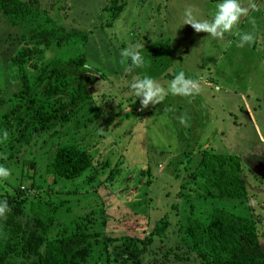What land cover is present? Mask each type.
Masks as SVG:
<instances>
[{
	"label": "rangeland",
	"instance_id": "374dc122",
	"mask_svg": "<svg viewBox=\"0 0 264 264\" xmlns=\"http://www.w3.org/2000/svg\"><path fill=\"white\" fill-rule=\"evenodd\" d=\"M219 2L127 0L107 24L108 0H37L36 6L67 30L88 31L85 62L94 69L85 73L90 101L69 122L52 124L28 143L10 146L0 137V165L11 170L9 179L0 180V198L8 192L21 202L23 212L16 219L23 227L34 228L31 204L42 199L57 205L53 233L88 217L89 227L111 237L108 253L96 264H204L190 250L186 216L206 220L220 205L254 215L264 250V0H254L259 11L249 12L254 25L248 17L241 20L238 30L255 37L244 47L237 46V36L217 40L182 25L186 7L211 20ZM23 32L0 14V111L8 108L6 99L19 86L11 56ZM133 44L145 46L140 50L150 63L126 71L120 51ZM180 71L200 83L201 93L191 102L168 95L141 111L140 98L130 88L134 78L148 75L167 88ZM182 114L190 118V127L179 124ZM87 116L92 120L85 123ZM65 140L85 147L92 164L79 177L53 183L46 163L55 145ZM205 150L240 157L246 198L190 194V172ZM164 218L167 228L155 235L151 229ZM124 239L132 240V250Z\"/></svg>",
	"mask_w": 264,
	"mask_h": 264
},
{
	"label": "trees",
	"instance_id": "16d2710c",
	"mask_svg": "<svg viewBox=\"0 0 264 264\" xmlns=\"http://www.w3.org/2000/svg\"><path fill=\"white\" fill-rule=\"evenodd\" d=\"M108 2L104 8L110 12V24L127 0ZM36 4L37 0H0V14L24 29L23 42L11 56L19 86L7 97L8 108L0 111V137L6 131L10 146L30 142L54 123L66 124L89 103L92 94L84 67L88 31L67 30ZM45 50L51 51L50 56H45ZM91 120L87 116L84 122ZM91 164L85 147L65 140L50 153L46 173L55 183L57 178L81 176ZM189 176V192L199 198L247 197L241 159L236 153L205 150ZM4 200L11 211L0 223V264H96L102 253H108L111 237H102L89 227L90 218L75 219L53 233L58 225L57 205L39 199L31 204L34 228L30 230L16 219L23 212L21 202L14 201L8 192L2 194L0 202ZM256 223L252 214L215 205L206 220L194 213L187 215L184 232L190 250L204 264H264ZM167 226V219H161L151 232L161 235ZM123 243L132 250L131 239ZM103 264L109 263L104 260Z\"/></svg>",
	"mask_w": 264,
	"mask_h": 264
},
{
	"label": "clouds",
	"instance_id": "9594fccd",
	"mask_svg": "<svg viewBox=\"0 0 264 264\" xmlns=\"http://www.w3.org/2000/svg\"><path fill=\"white\" fill-rule=\"evenodd\" d=\"M215 8L212 19L209 20L198 18L193 7H186L182 25H190L196 33H207L208 36L217 40H224L226 36H237L239 37L238 47L255 43V37L252 33L238 30L242 18L245 17H248L254 25V20L249 17L250 11H259L254 0H249L247 7L243 6L240 0H221ZM144 47L142 44H133L121 49L120 64L125 66L126 71H130L132 68H144L147 63H150L145 61L140 50ZM84 67L88 69V73L92 74L94 69L92 66L85 64ZM130 88L134 95L140 98L141 111L149 108L150 105L155 106L163 103L168 95L187 97L190 98L189 102H191V99L199 95L202 90L200 83L187 77L184 71L176 74L168 83L167 88L148 75L143 76V78H134ZM166 110L170 111L171 109L166 108ZM189 119L187 114L177 117L179 124L183 127H190ZM7 136L8 133L5 131L3 138L7 139ZM10 176L11 170L0 165V180H7ZM10 211L7 200L0 202V218H4Z\"/></svg>",
	"mask_w": 264,
	"mask_h": 264
},
{
	"label": "built area",
	"instance_id": "2783aa9c",
	"mask_svg": "<svg viewBox=\"0 0 264 264\" xmlns=\"http://www.w3.org/2000/svg\"><path fill=\"white\" fill-rule=\"evenodd\" d=\"M140 108H138V110H139Z\"/></svg>",
	"mask_w": 264,
	"mask_h": 264
}]
</instances>
